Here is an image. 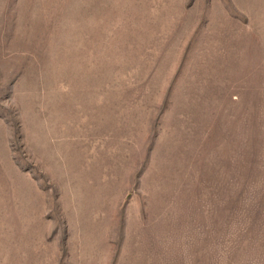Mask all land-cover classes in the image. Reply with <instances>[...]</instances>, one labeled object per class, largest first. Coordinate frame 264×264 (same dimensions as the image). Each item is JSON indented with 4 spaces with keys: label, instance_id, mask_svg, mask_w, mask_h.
I'll return each instance as SVG.
<instances>
[{
    "label": "rangeland",
    "instance_id": "rangeland-1",
    "mask_svg": "<svg viewBox=\"0 0 264 264\" xmlns=\"http://www.w3.org/2000/svg\"><path fill=\"white\" fill-rule=\"evenodd\" d=\"M0 264H264V0H0Z\"/></svg>",
    "mask_w": 264,
    "mask_h": 264
}]
</instances>
